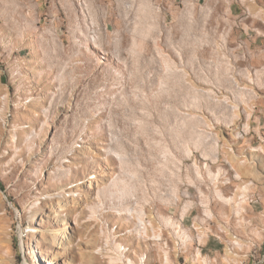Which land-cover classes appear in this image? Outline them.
<instances>
[{
    "label": "rangeland",
    "instance_id": "obj_1",
    "mask_svg": "<svg viewBox=\"0 0 264 264\" xmlns=\"http://www.w3.org/2000/svg\"><path fill=\"white\" fill-rule=\"evenodd\" d=\"M210 4L0 0V264H264V0Z\"/></svg>",
    "mask_w": 264,
    "mask_h": 264
},
{
    "label": "crops",
    "instance_id": "obj_2",
    "mask_svg": "<svg viewBox=\"0 0 264 264\" xmlns=\"http://www.w3.org/2000/svg\"><path fill=\"white\" fill-rule=\"evenodd\" d=\"M212 0H154V3L158 6V13L161 19V25H171L174 22L178 21L179 18L183 15L182 7L189 8L190 5H193L194 8L199 9L200 15L207 18L212 6L210 4ZM188 11L186 13H189Z\"/></svg>",
    "mask_w": 264,
    "mask_h": 264
},
{
    "label": "bare ground",
    "instance_id": "obj_3",
    "mask_svg": "<svg viewBox=\"0 0 264 264\" xmlns=\"http://www.w3.org/2000/svg\"><path fill=\"white\" fill-rule=\"evenodd\" d=\"M141 224H143V223H141ZM142 228L144 229V228H145V226L143 225V227H142ZM101 236H102V237H108V236H109V234H108L107 232H103ZM234 244H237V245H239V244H238V242H236V241L234 242Z\"/></svg>",
    "mask_w": 264,
    "mask_h": 264
}]
</instances>
